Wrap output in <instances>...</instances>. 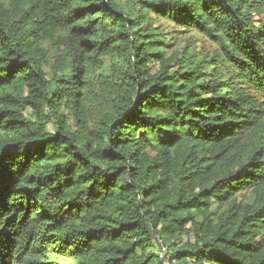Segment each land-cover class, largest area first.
Masks as SVG:
<instances>
[{"label": "trees", "instance_id": "trees-1", "mask_svg": "<svg viewBox=\"0 0 264 264\" xmlns=\"http://www.w3.org/2000/svg\"><path fill=\"white\" fill-rule=\"evenodd\" d=\"M167 260L264 264V0H0V264Z\"/></svg>", "mask_w": 264, "mask_h": 264}, {"label": "rangeland", "instance_id": "rangeland-1", "mask_svg": "<svg viewBox=\"0 0 264 264\" xmlns=\"http://www.w3.org/2000/svg\"><path fill=\"white\" fill-rule=\"evenodd\" d=\"M158 24H163V22L159 21ZM168 31L170 32V30H168ZM198 47L200 49L204 50L205 52L213 50V47L210 44L204 42L201 39L198 40ZM156 67H157V65H156ZM187 240H193V237H191V236L185 237L184 242H186ZM166 264H170L168 260L166 261Z\"/></svg>", "mask_w": 264, "mask_h": 264}, {"label": "water", "instance_id": "water-1", "mask_svg": "<svg viewBox=\"0 0 264 264\" xmlns=\"http://www.w3.org/2000/svg\"><path fill=\"white\" fill-rule=\"evenodd\" d=\"M164 251H166V247H165V250Z\"/></svg>", "mask_w": 264, "mask_h": 264}]
</instances>
